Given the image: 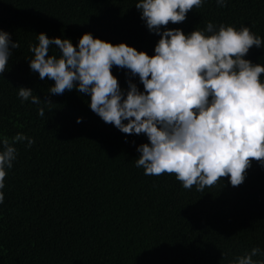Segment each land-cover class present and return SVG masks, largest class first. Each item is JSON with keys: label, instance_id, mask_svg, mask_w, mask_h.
<instances>
[{"label": "trees", "instance_id": "obj_1", "mask_svg": "<svg viewBox=\"0 0 264 264\" xmlns=\"http://www.w3.org/2000/svg\"><path fill=\"white\" fill-rule=\"evenodd\" d=\"M137 2L0 0V30L20 44L0 77V137L35 140L30 148L15 144L18 155L0 190V264H229L254 247L264 250V166L253 161L241 185L225 177L203 192L184 189L174 174L146 176L135 166L144 134L104 123L75 89L49 94L54 81L30 70L29 45L38 44L39 33L74 46L91 33L154 55L159 36L147 30ZM209 21L246 26L264 39V0H226L225 7L204 0L167 28L189 34ZM49 54L60 51L52 45ZM244 58L264 65V47L253 46ZM111 71L126 90L128 70ZM19 87L53 105L21 102Z\"/></svg>", "mask_w": 264, "mask_h": 264}, {"label": "clouds", "instance_id": "obj_2", "mask_svg": "<svg viewBox=\"0 0 264 264\" xmlns=\"http://www.w3.org/2000/svg\"><path fill=\"white\" fill-rule=\"evenodd\" d=\"M216 2L226 6V0ZM203 3L138 0L135 8L141 20L159 36L152 56L91 33L82 34L75 46L69 39L39 33L38 44L29 45L33 58L28 61L40 80L54 81L49 94L75 89L89 97L90 110L104 123L126 135L144 134L148 142L136 147L140 155L135 159L144 175L174 174L184 189L195 186L200 192L225 177L233 187L239 186L253 161L264 166V81L260 79L264 65L244 58L253 46L264 47V39L249 27H217L210 21L189 34L167 28L169 23L184 22L187 13ZM52 45L59 56L49 54ZM19 47L0 30V77L8 71L12 50ZM113 66L128 70L126 90L112 74ZM17 95L21 102L53 105L48 96L42 101L33 95L31 88L19 87ZM38 115L45 116L44 107L38 108ZM25 141L29 148L35 143L22 133L11 139L0 137V190L18 155L15 144ZM258 256H264V250L254 247L229 264H264L253 259Z\"/></svg>", "mask_w": 264, "mask_h": 264}]
</instances>
